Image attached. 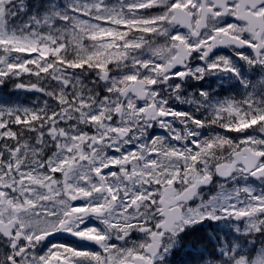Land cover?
I'll use <instances>...</instances> for the list:
<instances>
[{"label":"snow or ice","instance_id":"obj_1","mask_svg":"<svg viewBox=\"0 0 264 264\" xmlns=\"http://www.w3.org/2000/svg\"><path fill=\"white\" fill-rule=\"evenodd\" d=\"M0 264H264V0H0Z\"/></svg>","mask_w":264,"mask_h":264},{"label":"flooded vegetation","instance_id":"obj_2","mask_svg":"<svg viewBox=\"0 0 264 264\" xmlns=\"http://www.w3.org/2000/svg\"><path fill=\"white\" fill-rule=\"evenodd\" d=\"M225 54H227V53H225ZM203 83H205V86H208V85L210 84L211 87L216 88V85H215L214 83H212L211 81H207V82H203ZM8 91H11V90H10V89H9V90H6V92H8ZM20 100H21L22 102H27V100H23V99H21V97H20Z\"/></svg>","mask_w":264,"mask_h":264}]
</instances>
